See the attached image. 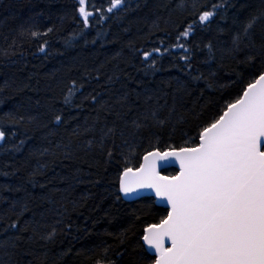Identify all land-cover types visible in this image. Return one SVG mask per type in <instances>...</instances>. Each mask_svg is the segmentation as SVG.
Masks as SVG:
<instances>
[{"label":"trees","instance_id":"1","mask_svg":"<svg viewBox=\"0 0 264 264\" xmlns=\"http://www.w3.org/2000/svg\"><path fill=\"white\" fill-rule=\"evenodd\" d=\"M87 5L86 27L78 0H0V264L152 263L167 208L124 199L122 170L197 142L264 71V0Z\"/></svg>","mask_w":264,"mask_h":264},{"label":"snow or ice","instance_id":"2","mask_svg":"<svg viewBox=\"0 0 264 264\" xmlns=\"http://www.w3.org/2000/svg\"><path fill=\"white\" fill-rule=\"evenodd\" d=\"M122 2L109 0L107 11ZM78 3L87 27L93 12L87 0ZM213 14L204 11L200 22H208ZM180 37L188 38L189 31ZM151 55L143 54L145 60ZM255 58L247 57L249 62ZM55 122L59 124L61 116ZM4 138L0 130V141ZM164 164H178V173L161 175L158 168ZM119 191L125 197L150 193L167 206L166 216L143 229L153 264H264V71L201 128L197 142L147 151L138 167H125Z\"/></svg>","mask_w":264,"mask_h":264},{"label":"water","instance_id":"3","mask_svg":"<svg viewBox=\"0 0 264 264\" xmlns=\"http://www.w3.org/2000/svg\"><path fill=\"white\" fill-rule=\"evenodd\" d=\"M152 150H154V149H152ZM160 150V149H159ZM166 150V149H165ZM151 151V150H150ZM160 151H164V150H160ZM143 155H145V153L143 154ZM143 157V156H142ZM142 162V159H141V161H140V163ZM139 163V164H140ZM139 166V165H138ZM138 166H135V167H133V168H136V167H138ZM169 166H174V167H176L177 168V172L176 173H174V174H171V175H175V174H177L178 173V171H179V166H178V164H164V166L163 167H160V168H158V171L160 172V174L161 175H166V176H171V175H169V174H165V173H163L162 172V169H164V168H166V167H169ZM122 172H123V170H122ZM122 172H121V174H122ZM120 174V175H121ZM119 180H120V177H119ZM121 193V192H120ZM121 195H122V197L124 198V199H126V200H134V199H137V198H139V197H135V196H132V197H125L122 193H121ZM143 196H152L150 193H146V194H144ZM142 197V196H141ZM152 197H154V196H152ZM154 200H155V203L156 204H158V205H161V206H164L165 208H167V206L164 204V203H161V202H159V201H157L155 198H154ZM159 222V221H158ZM158 222H154V223H158ZM150 224H152V223H150ZM149 225V224H148ZM146 227V226H145ZM143 241V240H142ZM145 247H146V245H145ZM146 249H147V247H146ZM147 251L150 253V254H152V255H154V253H152V252H150L148 249H147ZM154 261V260H153ZM153 261H152V263H150V264H153ZM98 264H111V263H98Z\"/></svg>","mask_w":264,"mask_h":264}]
</instances>
